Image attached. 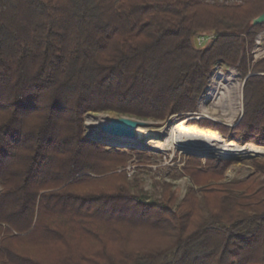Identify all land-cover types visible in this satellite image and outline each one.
<instances>
[{"label": "trees", "instance_id": "16d2710c", "mask_svg": "<svg viewBox=\"0 0 264 264\" xmlns=\"http://www.w3.org/2000/svg\"><path fill=\"white\" fill-rule=\"evenodd\" d=\"M262 12L264 0H0V264H264V161L221 182L233 160L187 156L201 187L173 208L122 169L148 150L85 134L91 112H195L217 63L246 76ZM252 68L236 123L188 120L238 153L264 152V58Z\"/></svg>", "mask_w": 264, "mask_h": 264}, {"label": "rangeland", "instance_id": "374dc122", "mask_svg": "<svg viewBox=\"0 0 264 264\" xmlns=\"http://www.w3.org/2000/svg\"><path fill=\"white\" fill-rule=\"evenodd\" d=\"M204 35L206 36L209 35L210 39L212 38L210 32H206ZM251 43L252 44H250L249 47L247 48L251 58L249 60V69L245 77L240 73V71L237 69L236 66L217 63L214 66L212 74L207 80L206 85L204 86L203 91L199 96L197 103V110L195 112H187L182 117L178 116L177 114H172L164 120H155L153 118L144 119L146 121L153 122L152 124L155 127H159V126L163 127L162 130L163 132H160L155 137L157 141H160L161 145L155 148L154 146L156 145V143L151 141L147 145L148 147L132 146L138 149L148 150V156L144 158H140L141 156L140 157L134 156L125 163L122 169L125 171L127 179L132 181L133 184L137 186V189L144 195L147 201L161 200L162 202L165 201L167 202L165 198L173 199L172 206L174 208L183 199L189 187L192 186L195 190H198L201 187L195 184L191 175L189 174V172H187V169L185 168L189 164L186 161L187 156L190 155L189 152L173 147L172 145H168L164 140L165 136L167 135L169 129L173 126V124L178 120H184L185 122L188 123L189 119L205 118V119H211L217 122L225 123L228 125H232L240 119L243 112V85H244L243 82H245L246 78L253 73L252 72L253 64L264 58V27L259 29L254 34ZM230 69L235 70L237 74V79L241 84L240 114L237 113L232 119V121H227L226 117L221 113L220 109H217L216 112L212 113V118L203 116L200 113L201 104L204 105L206 108H208L210 112L213 111V108L215 106L214 95L218 96L222 88L221 87L222 84L219 83H222L223 80L222 77H225V75L228 73ZM216 73H221L222 76L215 77ZM255 73H264V71H259ZM100 112H111L114 116L126 115L115 111H100ZM96 113L98 112H91L86 114V116L89 114H96ZM188 124H192V123H188ZM91 131L92 130L88 128L85 124V134L87 136H92ZM226 141L227 140L224 138V144H223V139L221 138V142L219 140L216 149L214 150L213 154H211V155H215V158H222L223 154L228 150L231 149L234 152V155L230 157L232 158L231 160H233L234 162L226 170L222 180L219 181L227 182L229 180L243 179L251 174H256L255 172L256 170L254 167L251 166L250 161L251 159H260L261 161H264V152H262V150L260 149H252L244 153H238L232 147H227ZM228 143H234V142H228ZM237 143L240 145H247V144H241L239 142ZM234 144L237 146V148L243 149L240 148L236 143ZM220 153L221 155L218 156ZM204 165H205L204 161H201V166ZM176 171L180 172L181 174L177 175ZM260 178L264 180V172L263 174L260 175ZM213 183L214 182L211 181L204 185H209Z\"/></svg>", "mask_w": 264, "mask_h": 264}, {"label": "bare ground", "instance_id": "6f19581e", "mask_svg": "<svg viewBox=\"0 0 264 264\" xmlns=\"http://www.w3.org/2000/svg\"><path fill=\"white\" fill-rule=\"evenodd\" d=\"M221 76V73L215 74V77ZM222 79V83H219L222 84V88L218 96L214 95L215 106L213 111L210 112L208 108L201 104L200 113L205 117L212 118V113L220 109L221 113L226 117V120L232 121L234 116L237 113L240 114L241 111V84L237 79V74L234 69H230ZM113 116L111 112H98L86 116L85 124L92 130L91 134L96 140L106 144L108 143L109 145L126 147H146L151 141L156 143L154 146L155 148L161 145L160 141H157L155 137L160 132H163V127H155L151 121L137 126V137L135 139L107 135L101 129V126L107 123ZM164 140L168 145H172L183 151L199 152L210 155L213 154L219 143V139L212 132L193 127L184 120L175 122L169 129Z\"/></svg>", "mask_w": 264, "mask_h": 264}, {"label": "water", "instance_id": "95a60500", "mask_svg": "<svg viewBox=\"0 0 264 264\" xmlns=\"http://www.w3.org/2000/svg\"><path fill=\"white\" fill-rule=\"evenodd\" d=\"M264 22V12L260 13L252 19V24H259ZM244 83V82H243ZM147 121L142 118H137L129 115L113 116L107 123L102 124L101 129L109 136L126 137L135 139L136 128L140 124H145ZM92 139V136H89ZM96 140V139H95ZM102 142V141H101ZM190 155H195L201 158L215 157V155L204 154L199 152H189ZM225 159H232L230 157H222Z\"/></svg>", "mask_w": 264, "mask_h": 264}, {"label": "built area", "instance_id": "2783aa9c", "mask_svg": "<svg viewBox=\"0 0 264 264\" xmlns=\"http://www.w3.org/2000/svg\"><path fill=\"white\" fill-rule=\"evenodd\" d=\"M209 39H210V36H209V35H208V36H206V35H204V34H202V35H198V36L196 37V43H197L198 45H202V44L206 43Z\"/></svg>", "mask_w": 264, "mask_h": 264}, {"label": "clouds", "instance_id": "9594fccd", "mask_svg": "<svg viewBox=\"0 0 264 264\" xmlns=\"http://www.w3.org/2000/svg\"><path fill=\"white\" fill-rule=\"evenodd\" d=\"M30 130V129H29ZM22 131H24V129H22Z\"/></svg>", "mask_w": 264, "mask_h": 264}]
</instances>
